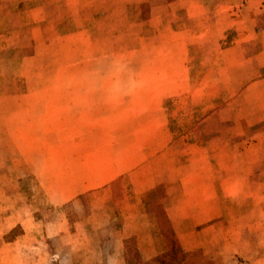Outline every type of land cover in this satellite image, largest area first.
Wrapping results in <instances>:
<instances>
[{
    "label": "rangeland",
    "instance_id": "rangeland-1",
    "mask_svg": "<svg viewBox=\"0 0 264 264\" xmlns=\"http://www.w3.org/2000/svg\"><path fill=\"white\" fill-rule=\"evenodd\" d=\"M233 2L201 0L191 9L198 17L189 18L188 4L176 0H0V264H264V130L239 139L232 122L238 87L252 74L243 65L252 52L229 49L235 28L245 25ZM91 58L112 64L92 66ZM172 58L181 65L172 67ZM156 87L169 106L172 99L180 105L179 144L151 181L160 183L143 202L153 198L157 209L132 227L139 239L126 244L125 260L94 257L101 254L96 237L72 223L35 225L39 211L22 226L44 207L36 183L11 161L14 138L30 135L11 122L12 107L33 101L26 92ZM209 112L216 114L205 127ZM219 112L230 118L223 128ZM169 208L185 216L177 226ZM42 213L51 222L71 212L48 206ZM152 213L160 226H152ZM100 231L108 237L113 227ZM100 245L112 253L109 242Z\"/></svg>",
    "mask_w": 264,
    "mask_h": 264
},
{
    "label": "crops",
    "instance_id": "crops-1",
    "mask_svg": "<svg viewBox=\"0 0 264 264\" xmlns=\"http://www.w3.org/2000/svg\"><path fill=\"white\" fill-rule=\"evenodd\" d=\"M176 1L188 4L189 18L198 17L191 9L201 0ZM233 3L237 7L235 14L241 16L245 25L235 28L236 37L229 49L242 51L246 47L252 52L243 65L250 67L253 76L241 82L235 95L236 113L232 122L240 139L253 127L264 130V0H234ZM110 61L91 58L89 63L111 65ZM170 61L172 67L181 65L180 60ZM25 95L33 101L23 108L12 107L11 122L25 125L30 135L23 140L14 138L11 161L18 163L15 171H23L22 177L36 183L37 204L44 207L29 214L27 224L23 219L19 223L32 226L33 214L39 211L35 225L63 228L72 223L83 235L96 237L99 244L96 249L101 254L94 257L125 260L126 244L139 239L132 227L138 224L143 211L157 209L149 204L153 198L145 203L143 199L153 194L160 183L151 181L162 177L165 152L179 144L174 132L181 119L180 105L172 99L169 106L166 92L159 87L118 91L44 90L28 91ZM17 110L18 114H14ZM215 114L209 112L205 117V127L206 120ZM219 115V125L223 128L230 118L223 119L221 112ZM23 146L28 147L26 153L20 152ZM244 177L249 178L250 174ZM206 203L210 205L211 200L208 198ZM48 206L53 210L68 208L71 213L60 214L48 222L46 219L50 217L42 213ZM169 211L166 215L171 227L177 226L174 220L184 214H173L172 208ZM158 219L161 218L152 213L153 227L161 225ZM111 227L113 231L108 237L99 236L100 230ZM67 232L66 228L58 233ZM25 233L30 234L28 230ZM45 233L48 237L47 230ZM84 239V242L93 241ZM103 242L110 243L112 253L103 252L104 246L100 245Z\"/></svg>",
    "mask_w": 264,
    "mask_h": 264
}]
</instances>
